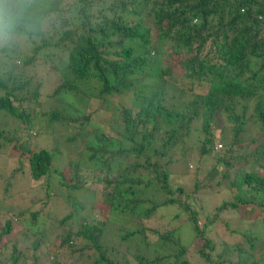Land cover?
<instances>
[{
	"label": "trees",
	"instance_id": "16d2710c",
	"mask_svg": "<svg viewBox=\"0 0 264 264\" xmlns=\"http://www.w3.org/2000/svg\"><path fill=\"white\" fill-rule=\"evenodd\" d=\"M39 63L58 83L54 105L37 121L88 130L91 111L80 109H90L93 99V112L116 96L132 106L115 105V127L109 122L107 137L101 132L96 138L118 148H90L92 175L112 218L93 203L98 224L83 217L77 229L60 235L56 251L90 252L83 264H191V254L198 264H264V238L249 227L218 222L225 234L218 237L220 250L209 229L220 213L234 210L256 216L264 230V0H4L0 117L12 121L0 124V160L14 158V167L7 173L0 168V264H35L33 250L45 242L38 239H47L51 190L81 185L76 163L55 166L57 150L31 148ZM244 126L260 136L246 138ZM190 135L198 137V156L213 163L173 176L168 168L177 161L168 153ZM217 140L224 150L213 146ZM252 164L263 172L246 170ZM62 169H72L71 177L65 179ZM41 178L44 196L26 195L28 207L6 214L1 201L23 197L33 188L30 181ZM218 188L228 197L202 217L200 192ZM161 208L176 211L177 226H168ZM152 218L160 227H144ZM133 220L119 236L122 245L104 242L108 226L121 230Z\"/></svg>",
	"mask_w": 264,
	"mask_h": 264
},
{
	"label": "rangeland",
	"instance_id": "374dc122",
	"mask_svg": "<svg viewBox=\"0 0 264 264\" xmlns=\"http://www.w3.org/2000/svg\"><path fill=\"white\" fill-rule=\"evenodd\" d=\"M35 74L40 79V90L36 96V107L35 111L31 113L32 116H35L34 123L38 120V116L43 117L42 115L49 114L51 110V106L54 105V100L51 97V92L56 84L58 83L56 75L49 70L47 65L43 63H39L35 68ZM70 99V97H69ZM128 99V98H127ZM130 100H123L121 97L116 96L111 99L110 102L101 105L102 107L97 112H93L97 108V100L93 99V106L90 109H80L82 112L86 110L91 111V118L88 130L80 129L78 127H68L65 124H60L58 122L48 124L45 120L37 121L34 124V127L29 131L30 137L32 138L30 144L33 142L32 150H37L38 148H45L47 150H57V155L54 159V165L60 166L63 168V163L70 161V163H76L77 167L75 168L78 172L80 188L78 190L66 189L65 187L57 186L55 190H51L52 199H50V204L47 207V216L49 220H45L47 222H43L44 225V232L47 234V239L39 238L40 241H45L40 244V246L33 250V256L38 255L39 260L35 264H51V261L61 264H83L87 262V258L90 254L83 253L82 255H70L66 250H60V252L55 249L56 245H60L61 234L65 231H74L77 229L79 224L82 222L83 217L86 220H90L91 222H96V218L98 217L97 210L93 207V203H99V206H96L97 209L102 205V214L104 217L109 216L108 211L109 207L106 204L107 201L104 200L102 197L101 192L98 191V185L96 184V176L97 173L92 175V170L96 169L95 164L89 158L91 154L90 148H99L100 146L107 148L108 150L114 151L118 147H116V143L107 144V143H97L96 138L98 134L102 132L105 137L109 132V128L106 126L110 122L111 127H115L113 125L112 120L115 118L116 113L114 111V106L121 104L127 108L132 107L129 104ZM16 104V103H15ZM23 108L26 106V103H22ZM78 108L79 106L75 104ZM79 111V110H78ZM11 118H2L0 117V124H8L11 123ZM3 126V125H2ZM5 127V126H4ZM247 130L248 134H245V137L248 139L251 138H258L257 132H254V129H249L248 127H243ZM251 136V137H250ZM250 137V138H249ZM198 137L194 135H190L187 140L183 143L179 144L175 148L168 153L170 159L177 161V164L180 165L183 163V167L175 168V165L169 166V171L171 174L176 175L179 174L181 178H183L182 174H188L192 171L199 169L200 171L208 169L213 160L208 158L207 156L199 157L197 153V147L199 144V140L197 141ZM260 143L262 141L259 139ZM223 140L216 141L213 146L220 145L219 150L223 149ZM34 144L37 148L34 147ZM212 146V147H213ZM215 148H212V152L216 153L218 151ZM51 152V151H50ZM180 153H182V158H180ZM184 158V159H183ZM264 163V161H263ZM264 166V164H263ZM5 167V173L9 170H12L14 167V158L8 159L7 161L0 160V168L3 169ZM72 170V169H71ZM66 172L65 169H62L61 174L64 176L65 179L71 177V173ZM248 171L262 173L263 170L261 169L258 164H252L247 167ZM91 172V173H89ZM189 176V175H188ZM186 176H184L185 179ZM193 180V179H192ZM32 184V189L24 191V196L19 198L11 197L5 203L1 201V207L5 210L8 215H13L15 212H19L31 204V201L28 204V197H38L41 198L44 196V192L46 189L45 181L41 178L37 182L30 181ZM29 182V186H30ZM49 183V181H48ZM187 188V187H186ZM189 189L192 188V184ZM220 189L223 188L221 185ZM217 190V192H200V200L197 203L200 207H202V211H200V215L203 217L204 215L210 216L212 213V208L219 205L222 200L226 199L229 195L228 191L225 190ZM205 193V194H204ZM28 195V197H25ZM155 201H159L160 195L158 192L155 193ZM106 199V198H105ZM26 206V207H25ZM162 210L159 213L168 212V215L163 216L164 221H166L168 226H177L175 219L172 218L174 213L176 212L173 208H161ZM167 214V213H166ZM180 212V217H181ZM67 215H70L69 219L63 221L60 224V221ZM111 219L112 217L109 216ZM217 222L211 224L209 229L211 230L210 234L214 238V242L216 244V249L222 248V245L219 242V238L224 236L223 228L219 225L218 222H228L229 227L233 229H242L244 227H249V231L252 235L257 236L259 239L264 238V230L262 224L256 216H247V215H240V213L234 210H226L220 213L217 216ZM3 218H0V224H2ZM137 220L129 221L128 225H125L121 228V230H117L119 226H108L109 234H106L104 238V242L106 244H121L119 241V236L122 234L123 231H128L129 227L134 225ZM97 223V222H96ZM98 224V223H97ZM144 227H160L158 224L153 222V218L146 223H144ZM197 225H202V219H199ZM187 227V226H185ZM115 229V230H114ZM114 230V231H113ZM121 231V232H118ZM185 235H187L185 230ZM180 239L183 243H186L188 237L182 236L180 233ZM4 239H6L4 237ZM32 240V237H30ZM36 240V239H34ZM32 240V241H34ZM135 244V242H133ZM122 245V244H121ZM133 250V248H131ZM220 250V249H219ZM29 261H32L31 257L27 256ZM188 260L191 264H198L196 262V257L194 254L188 256ZM66 262V263H65ZM89 264V262L87 263Z\"/></svg>",
	"mask_w": 264,
	"mask_h": 264
},
{
	"label": "clouds",
	"instance_id": "9594fccd",
	"mask_svg": "<svg viewBox=\"0 0 264 264\" xmlns=\"http://www.w3.org/2000/svg\"><path fill=\"white\" fill-rule=\"evenodd\" d=\"M3 2H4V0H0V5H2V4H3Z\"/></svg>",
	"mask_w": 264,
	"mask_h": 264
}]
</instances>
